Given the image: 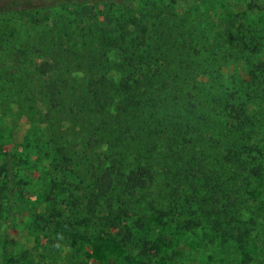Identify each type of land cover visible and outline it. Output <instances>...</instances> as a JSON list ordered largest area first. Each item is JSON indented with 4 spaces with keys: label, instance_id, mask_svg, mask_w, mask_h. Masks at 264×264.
I'll return each mask as SVG.
<instances>
[{
    "label": "trees",
    "instance_id": "trees-1",
    "mask_svg": "<svg viewBox=\"0 0 264 264\" xmlns=\"http://www.w3.org/2000/svg\"><path fill=\"white\" fill-rule=\"evenodd\" d=\"M179 1L187 0H0V15L63 6L55 35L77 28L81 36L75 48L83 47V81L63 77L57 62L38 88L0 90L5 108L49 112L40 119L32 113L37 122L27 140L56 200L42 228L44 249L67 242L85 255L67 264H91L83 241L100 237L116 242L130 264H234L235 254L236 264H264V59H254L264 35L252 26L238 34L234 21L218 33L224 55L204 56L205 22L178 10ZM134 2L137 8L116 13ZM83 4L107 9L111 26L67 11ZM245 10L264 13V0H249ZM230 39L232 47L223 48ZM241 59L250 79L230 76L225 86L222 68ZM22 167L20 154L0 141L2 252L15 225ZM167 235L178 251L164 244Z\"/></svg>",
    "mask_w": 264,
    "mask_h": 264
},
{
    "label": "rangeland",
    "instance_id": "rangeland-1",
    "mask_svg": "<svg viewBox=\"0 0 264 264\" xmlns=\"http://www.w3.org/2000/svg\"><path fill=\"white\" fill-rule=\"evenodd\" d=\"M248 1L187 0L185 2L179 1L176 7L181 11L197 13L198 22L201 20L205 22L206 34L210 39L208 47L205 46L202 54L208 56L212 52L215 55H224V50L219 49L221 41L218 33L234 21L236 22L234 30L238 34L244 33V31H238L239 27L252 26L257 30L258 37L264 35V13L249 11L244 14ZM138 6L139 2H134L120 7L116 13L122 15L123 12L121 11H127L128 7L135 9ZM62 7L59 6L51 11L40 13H26L16 10L9 14L0 15V90L15 89L21 85L38 88L42 85V76L48 78L52 76L51 72L47 74L49 72L48 64L54 63L53 66L55 67L57 62L60 64L59 72L63 77H77L81 81L85 79L84 75L87 72L83 65L84 62H82L83 47H78L80 51L75 48L78 46L76 42L81 40L78 29L72 28L70 33L73 34L75 29L76 32L73 35L70 34L71 36L68 34L57 36L54 33L57 18L64 14ZM67 11L77 14V16H83L88 22L100 23L102 29H108L113 21V17L107 9L93 4L67 5ZM213 25L214 28L210 27ZM52 28H54L53 31ZM227 42L224 46L222 45L223 48L232 47L233 40L230 39ZM71 51L77 52V55ZM227 53L228 51H226ZM261 58L264 59V48L254 57L256 60ZM221 71L222 77L226 79L225 86L230 76L234 78L235 75L246 81L250 79L247 64L242 59L223 67ZM234 86L235 84H232L233 88ZM32 113L36 114V119L49 117L47 107L44 106L40 108L35 106L31 109V106L12 104L5 108V105L0 103L1 145L5 150L17 151L23 158L21 170L24 180L21 197L15 204V225L9 231L4 252L0 248V257L6 260H4L5 264H37L38 261L40 264H45L44 262L67 264L69 259L78 260L85 255H78V251H74L67 242L59 246V251L44 249L45 246H49V242H47L48 236L42 231V228L52 214L56 200H51L48 197L43 164L36 159L35 151L27 140L28 133L31 132L30 127L37 122L31 120L34 116ZM70 123L72 122L67 120L62 122L63 126H69ZM40 125L47 127L45 123H40ZM152 194L154 193L152 192ZM106 213L107 210L105 209ZM6 231L7 222L4 218L0 221V247L5 242ZM164 239V244L171 246L169 247L170 250L173 247L177 251L181 248L178 240L174 239L172 235H167ZM83 246L88 252L87 261L91 264H130L122 261L123 252L111 239H103L102 237L96 240L91 239L90 242L83 241ZM53 247L56 248L57 246ZM177 251H172V256L177 255L175 253ZM45 255L49 257H45ZM238 260H240V255L235 254L234 264ZM179 261L175 259L167 264L188 263L186 260Z\"/></svg>",
    "mask_w": 264,
    "mask_h": 264
}]
</instances>
